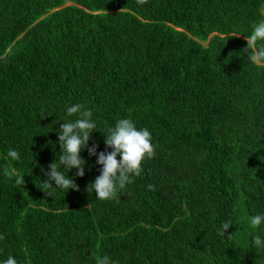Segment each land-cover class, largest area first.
Segmentation results:
<instances>
[{
  "label": "trees",
  "instance_id": "1",
  "mask_svg": "<svg viewBox=\"0 0 264 264\" xmlns=\"http://www.w3.org/2000/svg\"><path fill=\"white\" fill-rule=\"evenodd\" d=\"M261 13L264 0H0V261L264 264L249 223L264 212V60L247 53ZM72 104L152 134L153 158L113 198L87 191L101 167L87 150L78 189H41ZM89 144L105 150L104 133Z\"/></svg>",
  "mask_w": 264,
  "mask_h": 264
},
{
  "label": "clouds",
  "instance_id": "2",
  "mask_svg": "<svg viewBox=\"0 0 264 264\" xmlns=\"http://www.w3.org/2000/svg\"><path fill=\"white\" fill-rule=\"evenodd\" d=\"M264 16V13H261ZM248 40V59L254 63L264 60V20L258 21L252 25ZM259 45L258 52H253L255 46ZM69 116L77 115L74 120H67L60 124L59 128L54 130L58 133V139L52 142L53 148L59 145L58 162L56 159L41 171L45 179L41 180L43 189L47 195L53 196L56 189H78L75 183L76 177L85 175V165L87 159L82 156V152L87 150L89 157H96L95 164L100 165V174L89 182L87 191L95 194L97 200H107L124 189L132 177H138L143 172V163L152 159L154 156V145L152 143V134L146 127H138L136 123L129 118L117 119L114 126L100 128L92 118V112L82 110L80 104H72L65 109ZM101 130L104 133L105 150L97 151L98 144H89L91 134ZM110 149V150H109ZM6 156L13 161H17L19 153L14 148H9ZM119 157V158H118ZM75 169L72 176L68 173ZM63 170H67V175ZM5 175L11 176V173L5 169ZM55 182L53 187L52 182ZM24 183L21 179H16L15 183ZM151 187V186H150ZM253 229H264V212L252 215L249 221ZM233 225L231 221L223 222L217 229V234L225 237V231ZM232 235L228 236L230 238ZM251 248L257 253L264 251V231L254 234L251 239ZM249 247V248H250ZM0 264H17V259L9 255L6 259L0 261ZM95 264H115V261L108 255H101L95 258Z\"/></svg>",
  "mask_w": 264,
  "mask_h": 264
}]
</instances>
